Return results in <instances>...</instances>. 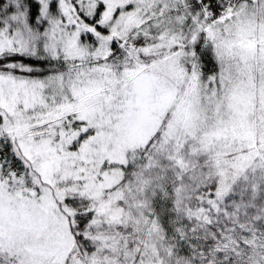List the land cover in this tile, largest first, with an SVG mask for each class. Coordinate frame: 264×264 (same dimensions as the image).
I'll use <instances>...</instances> for the list:
<instances>
[{"label": "snow or ice", "instance_id": "6c2138e0", "mask_svg": "<svg viewBox=\"0 0 264 264\" xmlns=\"http://www.w3.org/2000/svg\"><path fill=\"white\" fill-rule=\"evenodd\" d=\"M0 264H264V0H0Z\"/></svg>", "mask_w": 264, "mask_h": 264}]
</instances>
